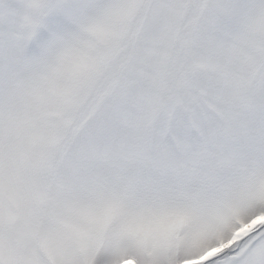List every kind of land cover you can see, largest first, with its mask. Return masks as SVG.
Wrapping results in <instances>:
<instances>
[{
    "label": "snow or ice",
    "instance_id": "1",
    "mask_svg": "<svg viewBox=\"0 0 264 264\" xmlns=\"http://www.w3.org/2000/svg\"><path fill=\"white\" fill-rule=\"evenodd\" d=\"M260 216L264 0H0V264H264Z\"/></svg>",
    "mask_w": 264,
    "mask_h": 264
},
{
    "label": "rangeland",
    "instance_id": "2",
    "mask_svg": "<svg viewBox=\"0 0 264 264\" xmlns=\"http://www.w3.org/2000/svg\"><path fill=\"white\" fill-rule=\"evenodd\" d=\"M264 222V216H260L257 217L256 219H254L250 224L245 225L244 227H242L239 232H237L234 236H233V240L237 239L239 237L240 234L250 230L252 227H254L256 224ZM207 239V236L201 237L198 239L197 242H203V240ZM231 243V242H229ZM228 244H221L219 248H214L212 249L210 252H208L204 257H202L201 259H206L208 256L214 255L216 252L221 251L224 247H226ZM190 262L191 264H198V262L196 261H187L186 263Z\"/></svg>",
    "mask_w": 264,
    "mask_h": 264
},
{
    "label": "flooded vegetation",
    "instance_id": "3",
    "mask_svg": "<svg viewBox=\"0 0 264 264\" xmlns=\"http://www.w3.org/2000/svg\"><path fill=\"white\" fill-rule=\"evenodd\" d=\"M227 246H228V245H227ZM227 246H226V247H227ZM224 248H225V247H224Z\"/></svg>",
    "mask_w": 264,
    "mask_h": 264
},
{
    "label": "water",
    "instance_id": "4",
    "mask_svg": "<svg viewBox=\"0 0 264 264\" xmlns=\"http://www.w3.org/2000/svg\"><path fill=\"white\" fill-rule=\"evenodd\" d=\"M187 264H190V263H187Z\"/></svg>",
    "mask_w": 264,
    "mask_h": 264
}]
</instances>
